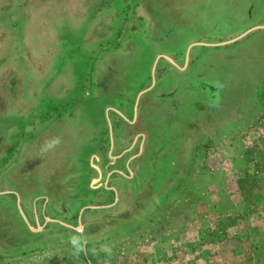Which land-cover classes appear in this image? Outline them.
Listing matches in <instances>:
<instances>
[{
    "label": "rangeland",
    "instance_id": "obj_1",
    "mask_svg": "<svg viewBox=\"0 0 264 264\" xmlns=\"http://www.w3.org/2000/svg\"><path fill=\"white\" fill-rule=\"evenodd\" d=\"M100 14L116 20L118 37L106 42L109 56L84 55L63 33L80 39ZM260 25L264 0H0V193L38 185L28 181L30 170L53 180L77 170L92 123L76 103L93 90L107 99L102 111L125 92L122 107L137 106L148 88L141 97L144 109L156 102L143 117L152 143L165 132L163 147L149 149L145 164L153 167L146 164L118 205V197L111 209L67 197L73 213L86 210L82 226V216H62L56 221L74 227L52 221L41 233L14 195L0 196V264H264V29L226 46H194L202 64L183 74V87L154 92L153 85L157 51L173 44L186 53ZM132 34L151 44L133 45L127 66ZM91 35L81 42L90 45ZM176 57L188 63V55ZM246 175L259 182L241 192L237 181ZM61 183L67 196L80 192Z\"/></svg>",
    "mask_w": 264,
    "mask_h": 264
},
{
    "label": "flooded vegetation",
    "instance_id": "obj_2",
    "mask_svg": "<svg viewBox=\"0 0 264 264\" xmlns=\"http://www.w3.org/2000/svg\"><path fill=\"white\" fill-rule=\"evenodd\" d=\"M67 39L73 40L74 43L76 42L78 44L79 42L81 43L83 38L81 37L79 39L76 38V36H68ZM81 46L82 45L79 44V47ZM182 55L186 56L187 54H180L179 56ZM57 56L59 57L57 58ZM57 56L56 59L60 60V55ZM198 56L200 57H198L199 59L203 58V54L202 56L198 54ZM165 57L168 56L161 55L162 59H160L159 62L161 60H165L166 66L159 64L156 66L154 92L159 91L160 89L162 90L170 83L169 79L167 78L164 81V87L156 88V82L159 76L165 73H168L170 76V74L174 72L175 69V66H173L174 63H171L170 60L168 61ZM193 57L194 56L188 55V61H192ZM168 58L174 60L180 69L184 68L185 64H180V60L175 54ZM52 59L54 60L55 58ZM56 59L53 61V63L55 62L57 66L59 62H56ZM200 61H202V59ZM97 66H94L91 71V76H93V79L91 78L92 86H99L96 84V80L98 81L96 75L98 68ZM108 80L109 78L105 79V81L109 82L110 80ZM129 87L127 84H125L123 90H127ZM115 99L116 100H113L112 104L119 103V105L116 106V104H114L116 107L107 106L108 108L106 107L104 110L100 111L99 106H101V103H104L107 99L101 98L100 94H98V91L93 90L90 99L76 103V112H78L80 105L83 108H81L82 113H85L84 109H87V115L90 116L89 119L92 123L91 131L88 132V141L86 144H84V146H82L81 154L78 157V180L75 184L77 190H80L79 193H77L74 197L69 195L67 196V192L63 193L59 185H56L54 190H51L50 186H47V184H44L43 188H35V186L33 188L24 187L22 189L23 191H20L19 193L17 192L21 199L23 210L25 209L29 218L28 220L30 225H34L37 228L41 226V233L48 232L50 227L56 224L53 223L52 220L56 221L57 219H65V217L62 216H66L68 218L73 215L71 217L73 218L77 214L76 216L79 218L80 211L78 213H73L74 210L69 207L74 201L82 204L84 201L86 202L90 200H96L100 203H103L96 205V207H105L112 205V203L114 204L115 198L118 197V202L116 203V205H118L121 200V194L123 192L129 191L128 189H135L137 186V178H139V176L141 177L140 173L142 174V172L145 171V168L147 169L148 163H146V165L145 162L149 158V149L153 145L155 147L157 146L158 148L159 144H161L159 148L163 147L162 141L160 142V140L165 135V132H163L162 136L157 131L159 133H156V135H158L156 138V140L158 139L157 144L152 143V136L154 135H149L150 133L147 127L148 120L146 118V120H144L143 118L149 107L155 108V100H152L150 105H148V108L144 109L142 97H140L137 106L134 104V106L127 108L122 107V103L126 99V92L125 94H121L119 98ZM84 102L86 104H84ZM96 107L97 111L95 109ZM58 118L61 120L60 117ZM185 119L189 120V117L185 116ZM172 125H174V123H172ZM36 130L38 129H35V131ZM83 132H85L84 129ZM79 133L82 134L80 131ZM35 135L36 133L34 132V134L31 136L34 137ZM159 161V159H156L155 161L156 168ZM0 163H2V161H0ZM152 167L153 164L149 163L148 168L151 170ZM155 176L156 175L150 177L155 178ZM32 178L39 179L36 174L32 175ZM139 185L142 186L141 184ZM44 186H47V188ZM67 197L71 198L67 200L71 202L69 205V202L65 201ZM58 200V204H55V202ZM85 204L86 203H84V205L81 207V210L87 206ZM116 205H112L110 209ZM85 212L86 210L82 211L81 221L83 224H85V222L87 223V220L84 218ZM47 218L51 219L48 223L46 222L48 220ZM67 224L71 225L70 223ZM71 226L74 227L73 225Z\"/></svg>",
    "mask_w": 264,
    "mask_h": 264
},
{
    "label": "crops",
    "instance_id": "obj_3",
    "mask_svg": "<svg viewBox=\"0 0 264 264\" xmlns=\"http://www.w3.org/2000/svg\"><path fill=\"white\" fill-rule=\"evenodd\" d=\"M128 5V4H127ZM134 3H133V5H132V9H136V8H134ZM136 6V5H135ZM138 8V7H137ZM106 13V12H105ZM137 13L141 16V17H144V16H142L141 15V12L139 11V9H138V11H137ZM105 15V16H104ZM104 15H102V14H100V16L101 17H103V18H97V19H93V24H92V26H87L85 29H84V35L82 36V38L84 39V37L86 36V34H87V38L89 37V35L90 34H92L91 35V42H90V45H87V44H85L84 42H81V47H80V49H77L79 52H81V51H83V54L85 55V52L87 51L88 52V49L89 50H92V51H97L96 53H95V57L98 55H101V54H105L106 56L108 55H110L111 54V46H109L108 45V43H106V42H110L112 39H114L115 37H118V34H116V20L114 21V20H112V21H110V20H108V18H107V16L108 15H106V14H104ZM131 16H133V14H131ZM130 16V17H131ZM138 21L139 22H142L143 23V20H141V18H139L138 19ZM79 26V28H80V25H78ZM75 27H76V25H75ZM101 29L103 30V34H107V36H106V38L104 39L103 37H101V36H99V35H97V34H99L100 32H101ZM76 30H77V27H76ZM263 30V29H262ZM149 31V30H148ZM126 32H129V30H124V33H126ZM255 32H257V31H255ZM130 33V32H129ZM62 34V33H61ZM63 34H65L64 35V37H67L68 38V35L67 34H69V32L68 33H63ZM62 34V35H63ZM251 34H253V33H251ZM76 35V34H75ZM133 36H134V38H133V40L132 39H128V43H127V45H128V47H130V49H129V55H128V57H130L129 59H130V62L129 63H127V61H125V65H129V66H133V60H131V55H132V53H134V51H135V47L134 46H137L138 45V43L140 44V46L142 47V46H144V50H145V48H147L148 46H146L148 43L149 44H151V42L149 41V40H143V39H140L138 36H137V34H132ZM240 35V34H239ZM239 35H237V36H239ZM95 36H97V38H95ZM237 36H235L234 38H236ZM66 38V39H67ZM76 38H78V36H76ZM101 38H103L102 39V42H101ZM116 39V38H115ZM231 39H233V38H231ZM193 40H196V39H192V40H189L188 42H190V41H193ZM82 41V40H81ZM198 41H200V40H198ZM100 42V43H99ZM187 42V43H188ZM80 43V42H79ZM78 43V44H79ZM101 43H102V45H101ZM75 44H77L76 42H75ZM85 44V45H84ZM148 44V45H149ZM162 44V43H161ZM134 45V46H133ZM170 46V52H168V53H166V52H159V51H157V53L159 54H168V55H173V54H175V55H180V54H185L184 52H182L179 48H180V46H175V45H169ZM58 47L59 46H56V48L58 49ZM194 47H192L191 49H188V51L186 52V54L187 55H191V56H194V57H196V56H198V52H197V50L194 48ZM133 49H134V51H133ZM144 50H143V52H144ZM139 51H137V53H138ZM143 52H142V54H143ZM202 54L204 55V52H201L199 55H201L202 56ZM53 57V56H52ZM200 58V57H199ZM196 59L195 60V62H193V61H188V65L187 64H185V66H184V68L183 69H180L179 68V66L174 62V60H172L173 62L172 63H174L173 64V66H175L174 68V72H172L171 74H170V76L168 75V73H165V74H162L161 76H159V78H158V80H157V82H156V88L157 87H159V88H161V87H164L165 85H164V81H165V79H169V84L168 85H171L173 82H175V85L177 86H181V87H183V85L186 83L185 82V80H183L184 78L182 77L183 76V74L188 70V69H190V70H193V71H196V70H198L199 69V67H200V65L202 64L201 63V59ZM134 59V58H133ZM167 59V58H166ZM96 60H98V58L97 59H95V60H93V65L94 66H97L96 65V63L98 64V61L96 62ZM168 60V59H167ZM200 61V62H199ZM105 63V62H104ZM163 62H158V64L159 65H161ZM103 64V63H102ZM163 65V64H162ZM169 76V77H168ZM62 81V80H61ZM54 84H55V82H54ZM83 86V85H82ZM174 86V85H173ZM88 99H90V98H88ZM59 121V120H58ZM56 160V159H55ZM57 161V160H56ZM20 164V163H19ZM18 164V165H19ZM76 165H77V168L79 167V164L78 163H76ZM31 168L29 167V169L28 170H30ZM32 175H35V173L33 174V172L30 170V173H29V176H31V178L28 180L30 183H35V184H47V186H50V189L51 190H54V187L57 185H59L60 187L62 186V185H60V184H62L61 182H64V183H68V184H70L71 186H72V184H74V183H77V180H78V178H77V176H78V173H77V170L74 168V170H72L71 172H69L66 176H67V178L65 177V178H59V177H57V178H55L54 180L52 179V178H49L48 176H44V177H39V179H35V178H32ZM59 180H63V181H60V182H58ZM39 186L40 185H36L35 186V188H39ZM47 186H44L45 188H47ZM63 188V187H62ZM61 188V189H62ZM45 190V189H44ZM72 197V196H71ZM74 197V196H73Z\"/></svg>",
    "mask_w": 264,
    "mask_h": 264
},
{
    "label": "water",
    "instance_id": "obj_4",
    "mask_svg": "<svg viewBox=\"0 0 264 264\" xmlns=\"http://www.w3.org/2000/svg\"><path fill=\"white\" fill-rule=\"evenodd\" d=\"M262 29H264V25L255 26V27H252L251 29L245 31L243 34H240V35L237 36L236 38H233V39H231V40H229V41H226V42H219V43H212V44H208V43H195V44H193V45L190 47V49H191L192 47L196 46V45H202V46H213V47L226 46V45H229V44L236 43V42L240 41L241 39L245 38L246 36H248L249 34H251V33L254 32V31L262 30ZM160 58H161V56H159V57L157 58V61H158ZM165 58H167L168 60H170L171 62H173L172 59H170V58H168V57H165ZM187 61H188V60H187ZM153 79H154V81H155V79H156V74H155V72H154V74H153ZM153 85H154V82H153ZM148 90H149V89H146V90L142 91V92L139 94V96H138V100L140 99L141 95H142L144 92L148 91ZM137 105H138V102H137ZM7 194H9V195H14V196L16 197V199H17V204H18V208H19V210H20V213H21L22 217L24 218V220H25V222L28 224V226H30V228H32L31 225H30V222H29V220H28V218H27V216H26L25 213H24V210H23V207H22V202H21V199H20V197H19V194L16 193V192L6 191V192H1V193H0V196L7 195ZM91 208H97V207H96V206H91ZM81 216H82V215H81ZM81 216H80V218H81ZM47 219H48V220H51L50 218H47ZM52 221H53V222H56V223H58V224H62L63 226H67V227L73 228L71 225H69V224H67V223H65V222L54 221V220H52ZM80 225H81V226L83 225V222H82V221L80 222ZM38 228L41 229L42 227L39 226Z\"/></svg>",
    "mask_w": 264,
    "mask_h": 264
},
{
    "label": "trees",
    "instance_id": "obj_5",
    "mask_svg": "<svg viewBox=\"0 0 264 264\" xmlns=\"http://www.w3.org/2000/svg\"><path fill=\"white\" fill-rule=\"evenodd\" d=\"M258 182H259L258 180H256L255 178L249 175H246L244 178H240L237 181L241 192L245 191L248 188L257 187L255 185H258Z\"/></svg>",
    "mask_w": 264,
    "mask_h": 264
}]
</instances>
